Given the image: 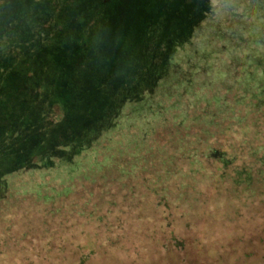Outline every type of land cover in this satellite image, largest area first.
I'll list each match as a JSON object with an SVG mask.
<instances>
[{"label": "rangeland", "instance_id": "374dc122", "mask_svg": "<svg viewBox=\"0 0 264 264\" xmlns=\"http://www.w3.org/2000/svg\"><path fill=\"white\" fill-rule=\"evenodd\" d=\"M86 1L91 4L80 0L81 7ZM114 1L103 4L109 6L102 22L107 28L114 26L124 3L121 0L116 7ZM204 1L132 0L138 4L133 12L136 22L131 23L128 43L116 45L135 50L141 42L153 54L158 52L153 59L159 58L161 65L153 67L152 79L159 81L161 92H154L152 82L149 97L134 105L146 110L148 104L174 103L180 110L174 112L176 118L183 115L180 126L168 128L170 132L149 148L165 149L156 160L167 162L163 170L148 159L161 174L156 178L144 161L131 172L119 174L109 168L104 178L92 182L74 179L66 185V194H60L64 185L55 179L60 189L45 201L28 193L32 181L27 177L10 178L17 193L0 200V264H264V188L249 194L230 186V171L221 177L217 162L205 157L211 146L227 153L243 149L242 141L259 149L264 145V118L256 117L249 127L244 115V102L257 96L256 82L264 79V0ZM14 16L12 24L22 31L20 27L9 37V27L5 37L0 32V102L14 89L6 86L4 75L10 78L21 72L13 63L19 57L8 55L7 41L19 50L20 36L30 32L20 24L21 16ZM141 18L156 25L151 36L140 28ZM248 70L256 82L244 85L240 81L251 78ZM141 73L148 77L144 68ZM180 88L184 96L195 91L182 96L177 108L175 94ZM207 99L210 103H205ZM224 101L229 107H223ZM146 121L117 120L119 129L103 139L106 148L92 151L98 153L94 157L111 158V151L122 149L127 141L132 143L126 149L135 147L146 138ZM131 126L134 135L129 136ZM205 134L212 140H205ZM254 134L260 136L258 141L249 138ZM178 147L182 158L173 153ZM190 161L194 166L187 165ZM37 174L40 184L53 182L52 174Z\"/></svg>", "mask_w": 264, "mask_h": 264}, {"label": "trees", "instance_id": "16d2710c", "mask_svg": "<svg viewBox=\"0 0 264 264\" xmlns=\"http://www.w3.org/2000/svg\"><path fill=\"white\" fill-rule=\"evenodd\" d=\"M90 1L91 4L86 1L87 5L81 7L80 0H0L2 35L5 37L8 27V37L17 33L21 26L16 29V23L12 24V21L15 22L14 15H18L24 22L20 24L33 37L31 39L29 35H21L20 42L23 45L18 43V48L22 46L19 50L13 49L14 46L7 41V47L11 49L8 55L13 53L19 57L13 63L21 72L18 69L20 75L15 74L10 78L5 74V81L3 80L6 86L12 85L14 89L11 90L12 95L0 102V200L13 192L17 193L9 185L12 177H16L13 178L15 180L27 177V181H32L28 193L45 201L50 200L54 196L53 192L60 189L54 183L57 179L60 180L57 182L64 185L59 190L61 194L68 191L66 185H70L74 179L92 182L97 178H104L103 173L108 172L109 168L117 169L119 174L124 170L131 172L143 161L147 168L152 169L156 178L155 174H161V171L156 172L158 167H152L153 164L148 159L156 162L158 158H162L165 149L161 147L149 152V148L155 145L156 139L166 136L170 130L168 128L180 126L183 115L176 118L174 112L180 110H176L174 103L163 102V107L159 104L161 108L156 107L159 105L148 104L146 110L134 105L149 97L152 90L147 87L152 82H155L154 92L156 89L155 93L161 92H158L156 85L159 81L152 79L153 67L161 65L159 58L153 59L158 52L153 54L141 42L135 50L125 51L116 46L119 41L128 43L129 29L136 17L133 12L138 4H131L132 0H123L114 26L107 28L108 25L103 26L102 22L106 21L109 7L103 4L108 0ZM119 1L121 0L114 1L116 7L121 4ZM19 3L21 7L18 6ZM123 10L122 16L120 14ZM141 19L140 28L151 36L156 25L153 27V21ZM142 68L147 71V78L142 75ZM256 70L257 68L253 69L254 73ZM247 72L251 78L240 82L244 85L255 83L251 70ZM256 87L257 96L247 97L244 102L245 121L249 127L256 117L264 118V79L261 84L256 82ZM181 90L182 88L175 94L177 108H181L183 97L195 91L190 89L184 96ZM205 103H210V99ZM189 104L190 102L185 104L188 109ZM222 104L223 107H229L227 101ZM123 117L133 118L135 122L147 118L149 125L145 140L126 149L132 143L127 141L122 149L111 151V158L97 160L94 154L98 153L92 151L106 148L107 140L103 139L113 136L119 129L117 120ZM246 122L243 123L244 129ZM131 127L132 134L129 136L134 135L133 126ZM205 135V140L209 141L211 136ZM241 137L243 140V136ZM258 137L255 134L254 137L249 136L255 141H258ZM243 143L242 141L243 149L240 150L243 160L239 159L242 155L240 151L226 153L212 146L205 157L210 163L217 162L221 177L226 178L225 173L230 171V186L256 194L260 188H264V145L259 149V146L254 147L247 142L244 146ZM178 149L179 147L174 149L173 153L175 157L182 158L184 154ZM156 164L162 166L167 165V162ZM191 164L194 166L191 161L187 165L190 167ZM161 168L163 170V166ZM164 170V173H169L166 168ZM35 172L52 174L53 178L50 177V180L53 182L40 184L39 174H34ZM66 193L68 192L63 194Z\"/></svg>", "mask_w": 264, "mask_h": 264}]
</instances>
